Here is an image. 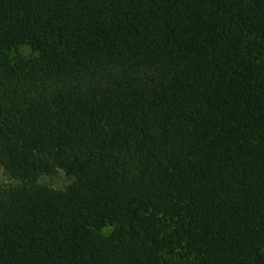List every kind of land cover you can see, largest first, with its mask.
<instances>
[{
  "label": "trees",
  "instance_id": "16d2710c",
  "mask_svg": "<svg viewBox=\"0 0 264 264\" xmlns=\"http://www.w3.org/2000/svg\"><path fill=\"white\" fill-rule=\"evenodd\" d=\"M0 167V264H264V0H0Z\"/></svg>",
  "mask_w": 264,
  "mask_h": 264
},
{
  "label": "rangeland",
  "instance_id": "374dc122",
  "mask_svg": "<svg viewBox=\"0 0 264 264\" xmlns=\"http://www.w3.org/2000/svg\"><path fill=\"white\" fill-rule=\"evenodd\" d=\"M9 55L12 59L18 60L20 58H30L35 56V52L26 45L20 46L18 49H12L9 52ZM15 181L9 177V175L0 167V184L9 185ZM72 179L69 178L63 171L58 172L54 176H43L39 179V183L42 185H47L55 189H65ZM115 227H108L101 230V233L109 235ZM166 260L176 261L180 264H197L195 256L189 253L187 250H178L168 252L165 255Z\"/></svg>",
  "mask_w": 264,
  "mask_h": 264
}]
</instances>
